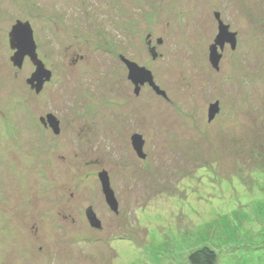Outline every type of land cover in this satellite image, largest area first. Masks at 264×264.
Instances as JSON below:
<instances>
[{
    "label": "rangeland",
    "instance_id": "rangeland-1",
    "mask_svg": "<svg viewBox=\"0 0 264 264\" xmlns=\"http://www.w3.org/2000/svg\"><path fill=\"white\" fill-rule=\"evenodd\" d=\"M216 14L237 40L219 70ZM17 21L52 73L41 94L11 61ZM122 56L168 99L137 95ZM46 114L61 136L37 131ZM205 247L264 264V0H0V264H189Z\"/></svg>",
    "mask_w": 264,
    "mask_h": 264
},
{
    "label": "water",
    "instance_id": "water-1",
    "mask_svg": "<svg viewBox=\"0 0 264 264\" xmlns=\"http://www.w3.org/2000/svg\"><path fill=\"white\" fill-rule=\"evenodd\" d=\"M216 18L219 22V31L220 34L216 40V44L211 47L210 61L213 67L216 70H219L220 61L222 55L219 53V48L223 51L225 44L227 42L231 43L234 47L236 45V36L229 32V27L226 26L221 20L220 15L216 14ZM11 38V47L15 50V55L12 58L14 66L21 69L24 65V60L26 57H30L31 60L36 64L37 70L33 74L32 78L28 81V84L32 85L33 83L38 82L41 85L46 81H50L52 73L45 69L44 64L39 61L37 54V45L34 38V30L29 22L18 21L13 27L10 34ZM123 61L129 69V78L137 86L136 94L139 92V86L149 84L155 93L158 96H162L165 99H168L166 93L156 85L154 81L153 74L150 70L146 68L139 67L137 64L132 63L125 58ZM41 90V87L38 88V91ZM219 112V104L212 105L210 109V122L214 119L215 114ZM50 121L54 125V129L59 131V122L54 116H50ZM133 146L137 151L138 155L142 158H145L143 152L144 141L141 136L136 135L132 139ZM100 180L103 187V192L106 196L108 205L111 207L112 211L118 213V203L115 197V193L111 187L110 178L108 173L104 172L100 174ZM88 218L91 223V226L97 229H102V223L95 217L92 211H89Z\"/></svg>",
    "mask_w": 264,
    "mask_h": 264
},
{
    "label": "flooded vegetation",
    "instance_id": "flooded-vegetation-1",
    "mask_svg": "<svg viewBox=\"0 0 264 264\" xmlns=\"http://www.w3.org/2000/svg\"><path fill=\"white\" fill-rule=\"evenodd\" d=\"M18 22V21H17ZM16 22V23H17ZM16 23L11 27V31H12V29H13V27L16 25ZM11 34V33H10ZM10 34H9V43H10V47H11V38H10ZM35 36V35H34ZM11 49H12V47H11ZM13 50V49H12ZM14 51V50H13ZM38 53V52H37ZM14 55H15V51H14ZM13 58V57H12ZM12 58H11V61H12ZM38 58H39V61H41L43 64H44V62L40 59V56L38 55ZM123 58H125L126 59V57H121V61H122V63L125 65V62H123ZM30 62L33 66H34V71L32 72V75H31V78H32V76H33V74H35V72H36V70H37V66H36V64H34V62L31 60V58L30 57H26L25 58V60H24V64H25V62ZM12 63H13V61H12ZM13 65H14V63H13ZM45 66V65H44ZM127 67V66H126ZM22 69V68H21ZM130 82H131V84L133 85L134 83H133V81L132 80H130V79H128ZM49 84V82L48 81H46L45 83H43V85H41L40 86V84L38 83V82H36V83H33L32 85H30L31 86V89L33 90L32 92H34L35 94H41L44 90H45V88H46V86ZM135 85V84H134ZM39 87H41V90L40 91H38V88ZM145 87H149V88H151L152 90H153V88L149 85V84H145V85H142V87H139V89L140 90H142L143 88H145ZM154 91V90H153ZM41 92V93H40ZM155 92V91H154ZM140 94V92H138V94L137 95H139ZM50 116H54V115H52V114H46L44 117H41L40 118V124L39 125H37V124H35V123H33V125H31V128H32V126H33V129L35 130L36 129V125L39 127V129L37 130L38 132H44V133H46L48 136H49V138L52 136V134L53 135H55V136H57V137H59V136H61L62 135V130H61V124H60V121H59V119H57L55 116V118L58 120V122H59V131L57 132L55 129H54V125L52 124V122L50 121ZM30 131H31V129H30ZM132 139H133V137H132ZM52 140L53 139H49V140H47L46 142H49V141H51L52 142ZM1 144H5V142H3V141H1ZM4 151V150H3ZM139 158H140V156H139ZM110 177V176H109Z\"/></svg>",
    "mask_w": 264,
    "mask_h": 264
},
{
    "label": "trees",
    "instance_id": "trees-1",
    "mask_svg": "<svg viewBox=\"0 0 264 264\" xmlns=\"http://www.w3.org/2000/svg\"><path fill=\"white\" fill-rule=\"evenodd\" d=\"M218 255L209 248H202L189 256V264H217Z\"/></svg>",
    "mask_w": 264,
    "mask_h": 264
}]
</instances>
